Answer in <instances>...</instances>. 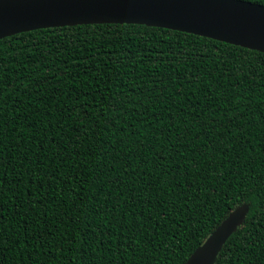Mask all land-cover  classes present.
Here are the masks:
<instances>
[{"label": "trees", "instance_id": "1", "mask_svg": "<svg viewBox=\"0 0 264 264\" xmlns=\"http://www.w3.org/2000/svg\"><path fill=\"white\" fill-rule=\"evenodd\" d=\"M243 203L215 264H264V52L132 23L0 39V264H184Z\"/></svg>", "mask_w": 264, "mask_h": 264}, {"label": "water", "instance_id": "2", "mask_svg": "<svg viewBox=\"0 0 264 264\" xmlns=\"http://www.w3.org/2000/svg\"><path fill=\"white\" fill-rule=\"evenodd\" d=\"M144 24L190 32L264 52V5L248 0H0V39L39 28ZM231 210L184 264H215L248 212Z\"/></svg>", "mask_w": 264, "mask_h": 264}]
</instances>
